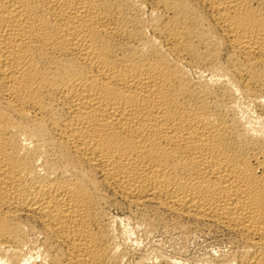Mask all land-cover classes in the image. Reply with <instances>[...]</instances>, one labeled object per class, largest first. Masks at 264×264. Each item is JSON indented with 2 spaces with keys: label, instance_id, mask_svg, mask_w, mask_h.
<instances>
[{
  "label": "bare ground",
  "instance_id": "1",
  "mask_svg": "<svg viewBox=\"0 0 264 264\" xmlns=\"http://www.w3.org/2000/svg\"><path fill=\"white\" fill-rule=\"evenodd\" d=\"M112 201L264 264V0H0V264H186Z\"/></svg>",
  "mask_w": 264,
  "mask_h": 264
},
{
  "label": "rangeland",
  "instance_id": "2",
  "mask_svg": "<svg viewBox=\"0 0 264 264\" xmlns=\"http://www.w3.org/2000/svg\"><path fill=\"white\" fill-rule=\"evenodd\" d=\"M239 100H240L239 104H241V106L243 105V107L248 109L247 111L246 109L243 108L245 112L247 111L246 113L249 114V116L251 112L253 115L251 114L250 117H253L254 109L252 105L249 103L248 105L245 102H242L243 101L242 98H240ZM117 205L120 207H118ZM107 208L108 210L106 209V211H108L107 212L108 218H111L110 220L113 219L116 220V221L113 220L114 222L113 224L114 226L115 224L116 226H118V227L116 226L114 227L116 229L117 234H119L120 237L122 236L124 238L126 236V238L128 239L127 240V242H129L127 243L128 249L130 248V246L133 247V245L136 244L133 248L131 247L132 249H129V252L133 250L132 251L133 253L130 252V259H129L132 262H135L139 257L141 258L142 255H145L142 257L149 258L159 255L160 253L169 257L174 256L179 259L181 258L180 260H182L183 262L185 261L186 264L187 263L205 264V261H207L206 259H208V257L213 256V254L214 255L217 254L220 250L225 251L228 248L227 245L228 243L225 242L224 239H221L222 237H219L220 240L218 238L217 240L216 239L205 240L201 236L190 235L187 237V239H184L183 241V239L180 238L177 234L168 232L163 228H159V229L157 228L158 230L154 229L152 231L149 230L148 228L146 229V226L144 224L141 225V223L138 222V219L129 212V209L127 207L125 206L123 207V205L113 203L112 201V203L107 205ZM125 209H127L130 214ZM135 250L137 254L134 253Z\"/></svg>",
  "mask_w": 264,
  "mask_h": 264
}]
</instances>
